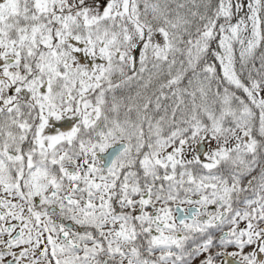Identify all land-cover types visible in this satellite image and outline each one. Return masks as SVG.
<instances>
[{"label": "snow or ice", "instance_id": "1", "mask_svg": "<svg viewBox=\"0 0 264 264\" xmlns=\"http://www.w3.org/2000/svg\"><path fill=\"white\" fill-rule=\"evenodd\" d=\"M0 264H264V0H0Z\"/></svg>", "mask_w": 264, "mask_h": 264}]
</instances>
